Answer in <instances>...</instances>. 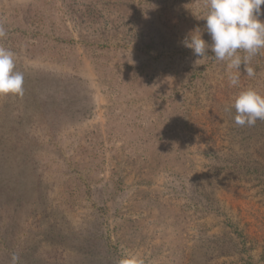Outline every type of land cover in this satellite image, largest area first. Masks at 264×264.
Wrapping results in <instances>:
<instances>
[{"label":"rangeland","instance_id":"374dc122","mask_svg":"<svg viewBox=\"0 0 264 264\" xmlns=\"http://www.w3.org/2000/svg\"><path fill=\"white\" fill-rule=\"evenodd\" d=\"M207 11L0 0L24 74L23 95H0V264H264V121L233 107L264 96V49L237 86L210 49L195 64L181 41L199 27L211 43Z\"/></svg>","mask_w":264,"mask_h":264},{"label":"clouds","instance_id":"9594fccd","mask_svg":"<svg viewBox=\"0 0 264 264\" xmlns=\"http://www.w3.org/2000/svg\"><path fill=\"white\" fill-rule=\"evenodd\" d=\"M208 11L205 14V29L211 37L209 44L202 38L201 29L195 28L181 41L182 45L193 51L198 64L207 56L210 49L214 57L227 61L230 86L239 84V69L243 64L248 76H254V69L249 67L252 57L264 49V22L259 19L264 0H207ZM7 35L0 25V38ZM243 50V60L238 54ZM16 54L0 46V95H23L24 74L15 71ZM235 69L233 73L231 70ZM235 124L255 126L257 121H264V96L255 89L240 91L235 97ZM11 264H20V257L13 253ZM118 264H145L138 254L123 256Z\"/></svg>","mask_w":264,"mask_h":264}]
</instances>
